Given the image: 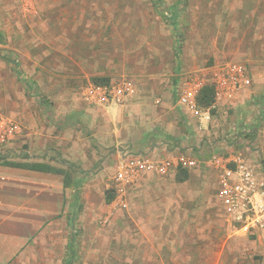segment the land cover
Returning a JSON list of instances; mask_svg holds the SVG:
<instances>
[{
    "label": "rangeland",
    "instance_id": "obj_1",
    "mask_svg": "<svg viewBox=\"0 0 264 264\" xmlns=\"http://www.w3.org/2000/svg\"><path fill=\"white\" fill-rule=\"evenodd\" d=\"M232 61L248 65L252 86L202 129L178 95ZM122 79L138 90L113 115L85 101L89 84ZM163 117L170 152L207 149L203 161L209 141L245 148L243 126L264 125V0H0V135L4 120L20 126L0 138V161L41 157L72 180L38 264H264L262 244L225 220L210 167L145 173L119 192V161L148 155ZM112 130L122 140L107 143Z\"/></svg>",
    "mask_w": 264,
    "mask_h": 264
},
{
    "label": "crops",
    "instance_id": "obj_2",
    "mask_svg": "<svg viewBox=\"0 0 264 264\" xmlns=\"http://www.w3.org/2000/svg\"><path fill=\"white\" fill-rule=\"evenodd\" d=\"M192 85L193 84L189 85V87H191ZM189 87H186L184 90ZM250 87L244 89L241 93H239L237 98L222 100L218 104L219 108H222L224 106H235L236 103H238V101L242 98L244 92H246ZM134 88L135 94H137V86H134ZM135 94H133L128 99V101L126 102L127 105L129 103V100L135 97ZM117 106L119 105L109 104L101 107L96 106V111L106 108V110L109 111L111 115H113L112 111H115ZM179 106L186 112L190 113L194 118H196L187 108L182 107L181 105ZM131 107L132 109H136L139 107V103L134 102ZM180 120L181 118L178 119L177 117V120H175L174 123L179 124ZM212 120L213 117H211L210 122ZM160 122H162L161 126H164V124H167V126L165 130L162 129L163 135L160 136L161 139H159V141H156V147L152 150L146 151L149 152L148 155H150L151 157L158 159H173L176 161L184 155L197 157L200 161V165L199 167H196L194 169H188L189 173L192 170L200 169L202 165H204L205 167H210L211 170H213L215 173L217 186V172L210 166L209 163V159L213 155H216L220 158H233L241 155L248 160V163L252 164L253 166H257L256 174L258 176L264 175V153L260 154V152H258L261 150V146L264 143L261 131L264 128V125L254 127L256 128V130L251 131L254 132L253 135H248L250 128H252V125L248 124L243 126V134H237V138H239V141L237 140L238 144L242 143L245 146V148L242 150L235 147L223 150L224 144L209 141L207 144V148L212 151V155L201 161L199 158V154H205L207 149L206 151L202 149L201 151L197 152L196 150H194V148H192V146H189L186 151H181L178 149V146L176 147L177 150H175L174 152H170V149L168 148V138L170 137L169 134H171V127L170 125H168L169 123H166L165 117H163V121ZM208 124L201 128L207 129ZM115 130H117V124H115ZM121 130H124V133L126 131V129ZM132 130L133 129H129V131L131 132ZM110 136V139H106L107 143L118 142V140H122L123 133L121 132L118 136L117 133H114L112 130ZM133 136L134 135L128 134L126 140L133 138ZM251 141L252 143L250 144L249 142ZM252 147L254 149H252ZM199 149L200 148H198V150ZM19 162L48 163L41 157H31L29 160L23 159V161ZM176 168L182 167L181 165H178ZM147 174L149 173H146L145 175ZM64 189V176L62 174L50 171L16 167L0 162V264H38V252L53 249V245H51V242L48 241H52L53 236L57 234L56 230H54L53 223L55 216L59 215L63 210ZM224 213L225 220L227 219V221L230 223L232 221L230 216H228L225 211ZM234 232H242L246 234L244 230H237V227H235ZM67 247L70 248L69 243Z\"/></svg>",
    "mask_w": 264,
    "mask_h": 264
},
{
    "label": "built area",
    "instance_id": "obj_3",
    "mask_svg": "<svg viewBox=\"0 0 264 264\" xmlns=\"http://www.w3.org/2000/svg\"><path fill=\"white\" fill-rule=\"evenodd\" d=\"M252 82L248 65L240 61H232L215 72L212 82L215 86V101L210 107H202L198 104L203 83L193 84L181 92L178 104L191 111L203 127L210 122L212 109H215L224 99L237 98L238 94L250 87ZM134 90L130 80L122 79L113 83H91L85 88L83 94L85 101L91 105L122 106L134 94ZM1 124L4 125V131L0 135L2 141L20 130V126L11 120H4ZM261 131L264 140V128ZM253 133L249 131L248 135ZM249 143L251 144L252 141ZM258 152L264 153V143ZM209 160L210 166L217 172V196L220 206L230 216L232 222L236 223L237 230H244L246 234L254 236L264 246V175L258 176L257 166L255 168L241 155L233 158H220L213 155ZM178 165L185 169H194L199 167L200 161L197 157L189 155H184L177 161L158 159L143 154L129 155L119 161L115 173L118 190L121 193L124 192L127 185L136 183L145 173L167 175Z\"/></svg>",
    "mask_w": 264,
    "mask_h": 264
},
{
    "label": "trees",
    "instance_id": "obj_4",
    "mask_svg": "<svg viewBox=\"0 0 264 264\" xmlns=\"http://www.w3.org/2000/svg\"><path fill=\"white\" fill-rule=\"evenodd\" d=\"M159 6L164 12H166V13L169 12L167 16H169L170 19L174 18L173 16L177 15V13H178L177 9H173L172 11H169L161 2H159ZM173 8H176V7L173 6ZM175 47H176L175 54L178 57L180 55L181 49H182V41H181L180 36L176 40ZM16 71L18 74H21V68H20V65L18 63L16 64ZM25 82L27 83V86L29 87L30 90L35 88L32 81L26 80ZM198 101H199V104L201 106H204V107H210L214 103V101H215V86L213 83L204 84V86L200 90V93L198 96ZM0 162H2L3 164H6V165H11V166H16V167H23V168L59 173V174H62L64 176V186L65 187H68L70 182L72 184V180L69 177V173L65 169H63L61 167L54 166V165L49 164V163H42V162L29 163V162H16V161H0ZM181 171L185 175V177L188 176V173H189L188 169L181 168ZM78 183L79 182H76L75 184H78ZM79 199H80V191H78V187H77V192H76V197H75V204L76 205L78 204Z\"/></svg>",
    "mask_w": 264,
    "mask_h": 264
}]
</instances>
